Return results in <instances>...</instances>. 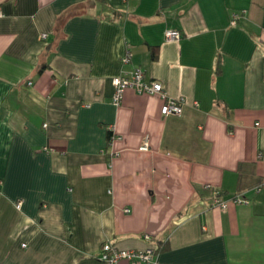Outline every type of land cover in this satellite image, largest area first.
I'll use <instances>...</instances> for the list:
<instances>
[{"label":"crops","instance_id":"1","mask_svg":"<svg viewBox=\"0 0 264 264\" xmlns=\"http://www.w3.org/2000/svg\"><path fill=\"white\" fill-rule=\"evenodd\" d=\"M0 12V264H106L107 241L159 264H264V0ZM136 68L179 115L130 88L113 104Z\"/></svg>","mask_w":264,"mask_h":264},{"label":"built area","instance_id":"2","mask_svg":"<svg viewBox=\"0 0 264 264\" xmlns=\"http://www.w3.org/2000/svg\"><path fill=\"white\" fill-rule=\"evenodd\" d=\"M1 16V12H0ZM46 34L41 33L39 38H45ZM180 36L179 31L176 29H169L165 31V37L168 40H176ZM130 53H127L123 58V62L128 61ZM112 85L114 92L112 96L113 104L117 105L120 102L122 93L125 89L130 88L139 94H153L157 95L162 100L160 113L164 116L167 115H179L182 111L184 101L182 98H170L163 89L162 84L157 80L146 79L141 69L136 68L131 72L125 73L113 77ZM147 137L144 138L140 150L147 149ZM264 185V183H263ZM208 187V185H206ZM237 202H243L242 199H235ZM212 206L225 208L227 202L222 200L218 191H214L212 197ZM124 211H128L125 209ZM145 239H149L148 236H144ZM156 249L147 248L144 251H136L130 249H117L108 241L101 245L100 260L106 264H115L119 260L123 259L127 264H159L155 257Z\"/></svg>","mask_w":264,"mask_h":264}]
</instances>
